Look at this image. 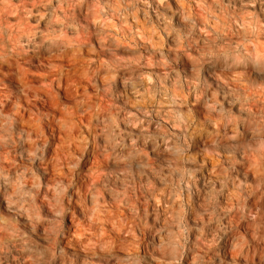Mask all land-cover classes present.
I'll return each instance as SVG.
<instances>
[{
  "label": "clouds",
  "instance_id": "clouds-1",
  "mask_svg": "<svg viewBox=\"0 0 264 264\" xmlns=\"http://www.w3.org/2000/svg\"><path fill=\"white\" fill-rule=\"evenodd\" d=\"M0 264H264V0H0Z\"/></svg>",
  "mask_w": 264,
  "mask_h": 264
}]
</instances>
